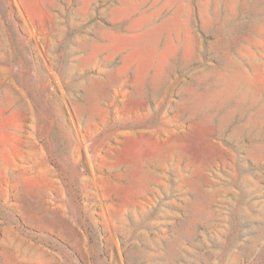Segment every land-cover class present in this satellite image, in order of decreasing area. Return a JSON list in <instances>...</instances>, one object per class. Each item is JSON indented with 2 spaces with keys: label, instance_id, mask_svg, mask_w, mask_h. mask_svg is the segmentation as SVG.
I'll list each match as a JSON object with an SVG mask.
<instances>
[{
  "label": "rangeland",
  "instance_id": "1",
  "mask_svg": "<svg viewBox=\"0 0 264 264\" xmlns=\"http://www.w3.org/2000/svg\"><path fill=\"white\" fill-rule=\"evenodd\" d=\"M0 264H264V0H0Z\"/></svg>",
  "mask_w": 264,
  "mask_h": 264
}]
</instances>
